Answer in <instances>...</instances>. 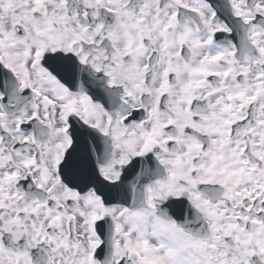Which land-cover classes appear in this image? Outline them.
Instances as JSON below:
<instances>
[{
  "label": "snow or ice",
  "instance_id": "snow-or-ice-1",
  "mask_svg": "<svg viewBox=\"0 0 264 264\" xmlns=\"http://www.w3.org/2000/svg\"><path fill=\"white\" fill-rule=\"evenodd\" d=\"M0 264H264V0H0Z\"/></svg>",
  "mask_w": 264,
  "mask_h": 264
}]
</instances>
